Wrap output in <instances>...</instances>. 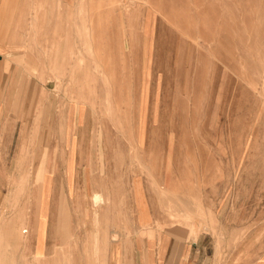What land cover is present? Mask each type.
Masks as SVG:
<instances>
[{
    "label": "rangeland",
    "instance_id": "374dc122",
    "mask_svg": "<svg viewBox=\"0 0 264 264\" xmlns=\"http://www.w3.org/2000/svg\"><path fill=\"white\" fill-rule=\"evenodd\" d=\"M0 44L16 80L89 103L99 128L132 88L145 99L160 228L214 235L222 257L264 248V0H0ZM38 159L0 193V264L43 262L21 250Z\"/></svg>",
    "mask_w": 264,
    "mask_h": 264
},
{
    "label": "crops",
    "instance_id": "0c3cea01",
    "mask_svg": "<svg viewBox=\"0 0 264 264\" xmlns=\"http://www.w3.org/2000/svg\"><path fill=\"white\" fill-rule=\"evenodd\" d=\"M12 50L0 44V193L14 169L27 175L41 154L37 221L23 230L22 251L30 241L42 264L56 248L66 252L58 264H264L263 246L252 258L247 242L240 256L228 246L222 257L214 235L189 241L188 232L158 226L155 132H144L150 117L137 91L99 128L89 103L63 107L54 92L45 97V86L16 80V64L6 62Z\"/></svg>",
    "mask_w": 264,
    "mask_h": 264
},
{
    "label": "bare ground",
    "instance_id": "6f19581e",
    "mask_svg": "<svg viewBox=\"0 0 264 264\" xmlns=\"http://www.w3.org/2000/svg\"><path fill=\"white\" fill-rule=\"evenodd\" d=\"M96 198L98 199L99 198V196H96ZM96 204H97V202H96ZM27 229H24V231H26Z\"/></svg>",
    "mask_w": 264,
    "mask_h": 264
}]
</instances>
